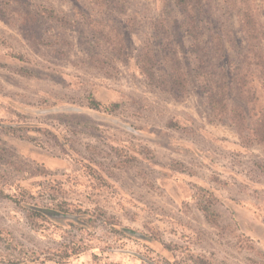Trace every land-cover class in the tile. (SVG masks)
Segmentation results:
<instances>
[{"label":"rangeland","instance_id":"374dc122","mask_svg":"<svg viewBox=\"0 0 264 264\" xmlns=\"http://www.w3.org/2000/svg\"><path fill=\"white\" fill-rule=\"evenodd\" d=\"M37 6L67 22L37 17ZM95 13L86 0H0L2 253L15 264H151L187 256L264 264V147L245 143L228 120L211 115L175 8L169 0H127L123 13H113L126 25L123 59L93 43L86 19ZM159 16L175 22L191 80L179 99L148 86L136 68ZM232 27L241 48L234 20ZM208 30L203 23V42ZM90 99L101 108H90ZM257 102L264 106V96ZM36 166L49 175L34 173ZM55 204L89 215L93 228L30 225L27 209ZM202 205L218 215L216 225L204 219ZM121 227L148 241L114 232Z\"/></svg>","mask_w":264,"mask_h":264},{"label":"trees","instance_id":"16d2710c","mask_svg":"<svg viewBox=\"0 0 264 264\" xmlns=\"http://www.w3.org/2000/svg\"><path fill=\"white\" fill-rule=\"evenodd\" d=\"M96 12L87 15V28L93 43L114 58L127 54L125 23L113 17L124 12L127 0H86ZM179 16L178 30L188 41L187 52L193 57V77L206 100L211 115L226 119L238 136L247 144L264 147V106H259V96H264V0H169ZM36 16L63 25L67 19L52 9L37 6ZM159 16L151 23L152 43L142 47L136 61L139 74L148 86L178 98L189 93L191 80L177 51L173 32L175 22ZM233 20L242 39L238 47L234 37ZM209 25L207 41L201 40L200 27ZM212 26V27H211ZM232 50L233 55H229ZM117 105L111 104L110 111ZM90 108L99 110L101 104L90 99ZM106 110H109L106 108ZM5 133H18V128L1 126ZM34 173L47 176L48 171L36 166ZM0 195H4L0 191ZM19 205L18 200L13 198ZM204 219L214 225L218 215L209 205L200 206ZM59 204L51 207L34 206L26 210L32 227L35 221L53 225L69 221L81 230L93 228L88 215L81 210L67 213ZM117 224V223H115ZM119 224H117L118 226ZM120 226V225H119ZM125 237L145 241L146 236L128 228L114 230ZM165 248V246H164ZM167 249V248H166ZM151 260V259H150ZM144 263V260H142ZM0 264H15L0 248ZM151 264H213L203 257L187 256L182 261L153 259Z\"/></svg>","mask_w":264,"mask_h":264}]
</instances>
